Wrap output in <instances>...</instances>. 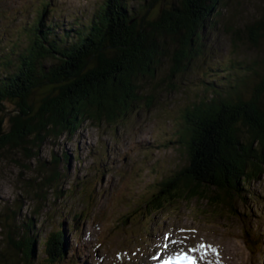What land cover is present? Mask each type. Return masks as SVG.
Masks as SVG:
<instances>
[{
  "label": "rangeland",
  "instance_id": "374dc122",
  "mask_svg": "<svg viewBox=\"0 0 264 264\" xmlns=\"http://www.w3.org/2000/svg\"><path fill=\"white\" fill-rule=\"evenodd\" d=\"M50 1L53 12L44 20L59 43L70 26L75 30L96 19L106 0ZM149 1L125 0L133 7ZM163 4L159 0L149 15L155 17L169 6ZM43 6V0H0V77L16 70L17 54L27 46L26 33ZM216 12L208 23L215 26L205 27L195 48L199 56L188 69L173 74L178 49L172 42L158 62L155 81L140 78L142 101L118 120L79 119L73 135L49 137L40 149L28 145V150L0 151V264H22L23 255L9 235L20 240V228L27 223L33 226L29 237L36 239L28 264H46L40 242L62 230L66 257L54 264H71L76 254L78 264H150L182 251L196 256L198 264H264V175L251 183L259 200H236L218 208L196 200L152 215L146 207L162 180L189 165L187 149L177 140L186 129V110L213 96L204 92L205 85L230 82L225 68L231 62L245 66L242 72L251 76L242 90L246 97L264 77V38L254 44L247 29L263 20L264 0H223ZM10 53L15 54L14 64L6 67ZM54 63L48 60L46 67ZM3 105L14 109L13 102ZM54 157L61 162L53 164ZM53 171L62 176L51 183ZM79 214L89 216L79 222L80 241L72 225Z\"/></svg>",
  "mask_w": 264,
  "mask_h": 264
},
{
  "label": "trees",
  "instance_id": "16d2710c",
  "mask_svg": "<svg viewBox=\"0 0 264 264\" xmlns=\"http://www.w3.org/2000/svg\"><path fill=\"white\" fill-rule=\"evenodd\" d=\"M43 1L37 20L26 33L28 44L17 54L16 70L0 77V104H14L8 129L0 137V151L28 150V145L40 149L49 137L68 132L73 135L79 119L118 120L134 103L142 101L140 78L148 76L147 81H155L158 62L165 48L171 50L172 42L175 51L178 49L173 57V74L188 69L199 56L195 48L204 38L205 27L213 30L215 26L208 24L210 15L217 14L223 0H162L169 6L155 17L149 11L159 0H150L142 7L130 6L125 0H106L96 19L77 25L75 30L70 26L72 30L65 32L59 43L51 24L47 26L44 20L53 12L52 1ZM247 29L251 41L258 44L264 38V18ZM14 55L9 54L6 67L14 64ZM51 59L55 63L46 67ZM244 67L231 62L225 68L230 82L206 84L211 87L205 85L204 92L213 96L200 99L186 110V129L177 143L187 149L189 165L160 182L146 201L151 215L167 214L175 205L196 200H206L216 208L236 200H259L251 191V183L264 175V77L246 97L242 90L251 76L242 72ZM248 69L258 75L252 67ZM40 91L38 100L32 101ZM68 158L65 155L66 161ZM60 162V158L52 159L53 164ZM53 172L51 183L62 176ZM88 218L79 214L73 219L79 241V222ZM23 225L20 240L12 234L9 240L28 264L34 257L36 239L29 237L33 226ZM65 234L62 230L42 238L46 264L59 263L66 257ZM78 262L76 254L70 263Z\"/></svg>",
  "mask_w": 264,
  "mask_h": 264
},
{
  "label": "water",
  "instance_id": "95a60500",
  "mask_svg": "<svg viewBox=\"0 0 264 264\" xmlns=\"http://www.w3.org/2000/svg\"><path fill=\"white\" fill-rule=\"evenodd\" d=\"M12 113L13 112L7 110L3 103L0 104V137L3 136L4 131L8 129V118Z\"/></svg>",
  "mask_w": 264,
  "mask_h": 264
},
{
  "label": "snow or ice",
  "instance_id": "6c2138e0",
  "mask_svg": "<svg viewBox=\"0 0 264 264\" xmlns=\"http://www.w3.org/2000/svg\"><path fill=\"white\" fill-rule=\"evenodd\" d=\"M183 258L186 259V260H190V264H196V262L194 260H191L190 257L185 256Z\"/></svg>",
  "mask_w": 264,
  "mask_h": 264
},
{
  "label": "bare ground",
  "instance_id": "6f19581e",
  "mask_svg": "<svg viewBox=\"0 0 264 264\" xmlns=\"http://www.w3.org/2000/svg\"><path fill=\"white\" fill-rule=\"evenodd\" d=\"M214 245V244H213Z\"/></svg>",
  "mask_w": 264,
  "mask_h": 264
}]
</instances>
